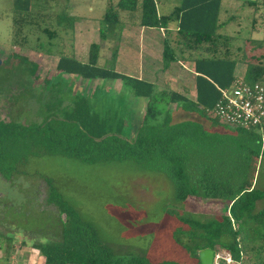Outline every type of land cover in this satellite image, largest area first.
I'll list each match as a JSON object with an SVG mask.
<instances>
[{
    "label": "trees",
    "instance_id": "1",
    "mask_svg": "<svg viewBox=\"0 0 264 264\" xmlns=\"http://www.w3.org/2000/svg\"><path fill=\"white\" fill-rule=\"evenodd\" d=\"M55 3L57 0H12V43L19 49L40 53L43 45L37 42L30 46V33L40 31L54 37L58 30L48 27L52 24L72 29L77 18L66 16L65 10L51 12ZM158 3L117 0L115 5L108 4L99 38H117L116 32L123 30L122 13L128 12L130 20L138 15L140 29L159 32L163 70L175 62L192 63L195 101L177 92H157L156 84L147 77L116 72L115 49L109 68L97 65L100 46L95 43L88 48L86 62L59 55L55 65L57 85L65 76L84 81L117 80L134 97L148 100L134 139L122 136L123 123L111 119V110L102 112L85 95H73L72 87L66 92L55 90L53 80L45 79L55 91L45 104L46 113L40 122L0 121V175L7 182L27 176V164L40 155L89 165L131 160L142 173L161 175L170 184L174 205L169 212L174 224L169 234L180 258L153 261L142 252L111 248L93 221L63 196L59 182L40 175L47 186L45 202L56 210L47 213L55 216L59 225L50 230L57 232L55 240L42 237L43 241L32 245L44 264H200L198 252L204 249L227 251L240 264H264V126L262 131L234 128L207 112L220 101V90L232 87L239 79L250 86L264 85V55H257L262 39L246 38L243 49H234L237 37L227 36L223 30L236 16L220 21L222 0H181L166 14L159 12ZM241 6L252 11L251 31L260 21L264 33V0L246 1ZM47 8L49 11H45ZM172 23L176 25L174 38L161 35L160 31L170 34ZM13 58L39 79L35 76L39 69L36 62L16 53ZM237 63L246 67L242 77L234 76ZM65 96L70 104L62 106ZM158 103L165 108L159 109ZM170 104L176 105L174 111L167 109ZM175 113L194 117L177 120ZM188 202L205 204L208 211L185 212ZM6 239L12 244L15 240Z\"/></svg>",
    "mask_w": 264,
    "mask_h": 264
},
{
    "label": "rangeland",
    "instance_id": "2",
    "mask_svg": "<svg viewBox=\"0 0 264 264\" xmlns=\"http://www.w3.org/2000/svg\"><path fill=\"white\" fill-rule=\"evenodd\" d=\"M157 1L163 2V0ZM180 1L164 0L165 14L178 6ZM246 1L250 0H235L234 7L227 11L221 8L220 21H225L232 15L236 16L223 33L237 37L234 41V49L238 46L239 49H243V40L246 38L262 39V50H258L257 55H264V33L260 31L263 29V23L259 21L254 31H251L249 23L253 18L252 11L247 6H241ZM116 2L117 0H68L66 2L57 0V3L51 6V12L65 10L66 16L77 18L73 20L75 24L72 29L68 26L57 27L56 24L48 26L58 30L54 37L46 36L40 31L30 33V46L36 45L37 42L43 45V51L35 53L30 52L28 48L19 49L12 43L14 40L12 0H0V56L11 64L10 69L0 70V82L6 81L5 78L10 73H14L11 70L12 67L19 63L13 58V53L21 54L39 65L37 71L39 79L25 80V73L19 69L15 72L16 78L1 86L0 119L5 121L11 119L8 114L9 106L4 96L17 95V91L22 92V88L25 87L24 91H28L27 94L31 97L22 107V118L16 115L12 118L13 122L21 124L40 122L43 118L42 114L46 113L45 104L51 96L43 90L44 80L48 77H53V80L58 78L55 74V65L59 55H67L79 62H86L88 48L93 43L100 46L97 62L99 67H110L112 52L115 49L117 50L114 63L116 72L134 78L140 77L142 73L144 75L148 73V76H151L157 72L156 76L161 84L169 83V87H161L160 90H168L170 86L176 90L180 85L182 86L183 81L186 88L192 90V78L188 76L185 69L180 70L178 63L171 64V68L163 72L160 57L162 42L158 50L159 58L154 56L151 59L147 53L145 54L146 49H143L139 35L140 27L136 24L138 15L130 20L128 12L122 13L124 31L118 30L115 35L117 38L111 36L107 40L99 38L106 7L108 4L115 5ZM159 6L157 5L158 8ZM256 19L261 20L259 16H256ZM42 27L44 26H40ZM130 29L135 34L132 35L134 39L127 37ZM169 30L173 32L165 33V35L172 39L176 34L175 27L170 24ZM154 32L159 36L157 30ZM185 67L188 68L187 65ZM181 72L184 73L183 80ZM62 79L67 84H75L74 91L72 89L73 95H85L90 103L102 112L111 110V119L114 122L122 121L123 123V136L128 140L134 139L135 134L132 136L131 134L140 123L147 100L142 102L134 97L131 91L117 80L84 81L70 76L62 77ZM69 88L64 86L66 91ZM66 99L65 96L62 106L70 103ZM157 106L159 109L165 108L163 103H158ZM172 107L174 106L170 104L167 109ZM175 115L177 120L194 117L181 113H175ZM27 165V176L19 175L7 182L0 175V264H25L26 261L28 264L30 260L34 261V264H44L41 255L32 248V245L43 241L42 237H46L47 240L57 238V232L50 230H56L59 225L55 216L51 217L47 213V211L56 213V210L45 202L47 186L41 176H49L59 182V189L63 196L78 212L93 221L102 239L109 246L113 245L114 248L122 251L131 249L142 252L153 261L180 258L178 247L171 243L170 237L174 224L170 213L174 205L173 190L161 175L150 173L145 175L131 160L89 165L74 159L40 155L37 158H31ZM216 208L212 207L211 210ZM183 210L188 213L208 211L205 204L200 206L195 202H188ZM8 237L15 239L13 244L8 243L6 239Z\"/></svg>",
    "mask_w": 264,
    "mask_h": 264
},
{
    "label": "built area",
    "instance_id": "3",
    "mask_svg": "<svg viewBox=\"0 0 264 264\" xmlns=\"http://www.w3.org/2000/svg\"><path fill=\"white\" fill-rule=\"evenodd\" d=\"M220 101L209 112L220 122L243 130L264 126V85H246L241 79L228 89H221ZM213 264H240L233 261L229 252H214Z\"/></svg>",
    "mask_w": 264,
    "mask_h": 264
},
{
    "label": "crops",
    "instance_id": "4",
    "mask_svg": "<svg viewBox=\"0 0 264 264\" xmlns=\"http://www.w3.org/2000/svg\"><path fill=\"white\" fill-rule=\"evenodd\" d=\"M235 0H222V3H221V8L223 7L226 11H227V9H230V8H232V7H234V5H235V2H234ZM251 1V0H250ZM164 0H163V2L162 3H158L157 5L159 6V8H158V10H159V12L160 13H165V5H164ZM161 8V9H160ZM222 10V9H221ZM222 16V15H221ZM223 22V21H222ZM172 25V27H175V29H176V25H175V23H172L171 24ZM229 26V25H228ZM169 28H170V26H169ZM155 29H152V30H147V29H140L139 30V35H140V40H142V47H143V49H146V51H145V54L147 53L149 56H150V58L151 59H153V57L155 56L156 58H159V56H160V53L158 54V50H160V43H161V41H160V39H159V36L157 35V34H155ZM171 33L173 32L172 30H169ZM160 33H161V35H163V34H165V33H167V32H162V31H160ZM130 34V35H129ZM132 35H135L134 34V32H132V30L130 29L129 31H128V35H127V37H129L130 36V39H134L133 38V36ZM150 49V50H149ZM157 51H156V50ZM173 64V63H172ZM179 64V66H180V70L181 69H185L186 71H187V73H188V76H190L191 78H192V90H188L187 88H186V86H185V83H184V81L181 83L182 84V86L180 85L179 86V88H181V90L179 89V88H176V90L175 89H173L172 88V86H170V88L168 89V90H160L161 89V87H166V86H168L169 87V83L168 82H166L165 84H161L160 82H159V78L156 76L157 75V72L156 73H153L151 76H148V73H146V75H144V73H142V75L140 76V77H138L139 79H141V77H147L148 78V80L149 81H151V82H154L155 84H156V91L157 92H159V91H172V92H177V93H180L181 95H183L184 97H186L187 99H189V100H191V101H195V98H196V92H195V72H194V70H193V65H192V63H190L189 61H185V62H180V63H178ZM185 65H187L188 66V68L186 69V67H185ZM171 68V65L166 69V70H168V69H170ZM173 69V68H172ZM245 69H246V67L244 66V64H242V63H237L236 64V67H235V70H234V76L235 77H242L243 75H244V72H245ZM166 70H164L163 72H165ZM149 72V71H148ZM183 72H181V79L183 80V78H182V76H183ZM176 82H177V80H175ZM62 83H65L64 81L62 82ZM72 87V88H74L75 89V84L74 83H70V84H67L66 83V85H65V87ZM64 87V86H63ZM74 89H73V91H74ZM83 89V88H82ZM90 91V90H89ZM51 98H53L52 96H51ZM140 99V98H139ZM140 100H142V102H144V101H146L147 99H140ZM148 101V100H147ZM70 104V103H69ZM171 105H173V104H171ZM170 106V105H169ZM174 107H172V108H170L171 110H173L174 111V109L176 108V105H173ZM145 113V112H144ZM144 113H143V115H142V117L140 118V121H141V119L143 118V116H144ZM136 133V129H135V131L131 134V136L132 135H134ZM122 136H123V133H122ZM124 137V136H123ZM27 262V261H26ZM26 262H25V264H26ZM34 261H32L31 262V260H30V263H28V264H34L33 263Z\"/></svg>",
    "mask_w": 264,
    "mask_h": 264
},
{
    "label": "flooded vegetation",
    "instance_id": "5",
    "mask_svg": "<svg viewBox=\"0 0 264 264\" xmlns=\"http://www.w3.org/2000/svg\"><path fill=\"white\" fill-rule=\"evenodd\" d=\"M9 55V54H8ZM17 62H19L18 60H17ZM2 66V67H1ZM11 66V64H9V62L7 61V59L4 61V58L2 57V56H0V70H2V71H6V70H8V69H10L9 67ZM19 69H21L22 70V72H24L25 73V75H24V79L25 80H31L32 78H33V80H36V79H34V77L33 76H31V74H29V72H27L26 70H25V67L24 66H21L20 65V63H18L16 66H14V67H12V71L14 72V73H10V75H8V77H6L5 78V80L6 81H1L0 82V95L2 94V85H5V83L7 82V81H11V80H13L14 78H16V75H17V73H15L16 71H19ZM4 74H7V72H4ZM35 76H38V74L36 73L35 74ZM45 79H47V80H53V77H48V78H45ZM53 84L55 85L56 83V81L55 80H53ZM63 82V81H62ZM51 84V83H50ZM53 84H51L52 86H49V85H47V84H45V88H43V90H45L44 92H48L49 94H51L52 95V92H54L55 90H64L65 91V89H64V87L63 86H65L66 85V83H61V82H59V85H57L56 84V87H55V90L53 89ZM16 87H18V86H16ZM25 88V87H24ZM24 88H22V92L21 91H17V95H12V94H8V95H5L4 97H5V102L8 104V114H10L9 115V117L11 118L10 120H8V121H5V120H3V119H0V121H3V122H13V117H15L16 115H19L18 117L19 118H22V107H23V105H26V103H27V101H28V99H29V97H31V96H29V94H27L28 93V91H24ZM19 89V88H18ZM3 92H5V91H3ZM42 94L44 95V93L42 92ZM50 98H51V96H50ZM49 98V99H50ZM6 112V111H5ZM12 112H14L13 114H14V116H13V114H12V117H11V113ZM6 115H7V112H6ZM8 116V115H7ZM6 181V180H5Z\"/></svg>",
    "mask_w": 264,
    "mask_h": 264
},
{
    "label": "water",
    "instance_id": "6",
    "mask_svg": "<svg viewBox=\"0 0 264 264\" xmlns=\"http://www.w3.org/2000/svg\"><path fill=\"white\" fill-rule=\"evenodd\" d=\"M214 251L211 249H204L198 252L200 264H213Z\"/></svg>",
    "mask_w": 264,
    "mask_h": 264
}]
</instances>
